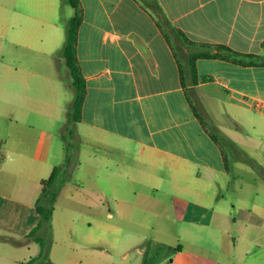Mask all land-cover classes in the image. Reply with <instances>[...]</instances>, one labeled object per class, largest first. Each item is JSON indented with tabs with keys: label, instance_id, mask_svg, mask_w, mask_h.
I'll use <instances>...</instances> for the list:
<instances>
[{
	"label": "crops",
	"instance_id": "obj_1",
	"mask_svg": "<svg viewBox=\"0 0 264 264\" xmlns=\"http://www.w3.org/2000/svg\"><path fill=\"white\" fill-rule=\"evenodd\" d=\"M79 2L76 56L85 80L79 124L88 131L85 141L105 153L91 152L77 163L89 189L74 176V169L65 182L76 193L63 196L66 205L60 204L59 191L50 232L63 249L51 246V260L60 261L57 256L64 251L68 264H264V207L244 204L245 213L233 215L207 202L230 168L187 92L194 88L199 104L207 97L220 101L221 115L224 112L234 126L246 124L264 135V0ZM61 4L62 0H0V30L9 45L6 56L0 49V119H6L7 126L19 122L16 111L20 119L19 131L0 146L4 237L30 240L27 234L39 220L35 203L41 180L55 167L51 123L54 110L60 108L54 100L63 78L60 65L69 72L59 53ZM224 47L237 54L206 55L222 53ZM13 51L19 57L11 55ZM28 69L37 76L40 71L35 86L20 76ZM44 93L49 95L46 100ZM33 109L44 114L50 128L28 121ZM130 145L138 149L135 154L145 166H129L128 171L108 168L114 151L130 153ZM261 159L257 163L264 170ZM107 198L118 219H145L153 223V231L120 236L117 229L114 239H120V245L116 240L109 244L113 225L101 211ZM141 203L156 206L158 213L136 217ZM171 221L181 229H170ZM142 239L147 240L145 246L138 244ZM115 244L118 250L112 251Z\"/></svg>",
	"mask_w": 264,
	"mask_h": 264
},
{
	"label": "rangeland",
	"instance_id": "obj_2",
	"mask_svg": "<svg viewBox=\"0 0 264 264\" xmlns=\"http://www.w3.org/2000/svg\"><path fill=\"white\" fill-rule=\"evenodd\" d=\"M61 5L62 11L61 13H58V16L60 23V34L62 39L60 46L62 47L66 38V28L68 25V21L73 13L71 6H69L66 0H62ZM3 34L4 31L0 30V49L1 51H4V55L6 56V50H9V45L6 37ZM10 54L19 57L18 52L15 53L13 51ZM32 68L33 70H36L35 67ZM67 71L68 70L65 68L64 64L60 65L59 72L63 76V78L61 79V82L59 84L60 86L57 99H54L59 103L60 108L56 107L57 110H54V116L56 117L55 120L51 123L52 125L45 120L44 114L39 115L34 109L31 110V112H29L28 114V121L30 123L43 124L45 125V128H50L49 126L51 125V128L55 132V139L52 147V161L55 166L61 167V171L58 176V186L60 195L62 196L59 200L61 205L67 204V201L63 198V196H68L76 193L75 190L71 188L70 184H66V182H63L64 178L66 180L75 169L74 176L77 179L83 180L84 188L87 190L88 180L83 172V167L80 165V168H78L77 163L81 161L82 164L83 161H86L88 155L91 152H95L99 155H103L105 153L103 148H97L85 141L86 132L88 131H86L84 127H82L78 122H75L72 118L73 115H71V111L75 96V90L72 86V77L70 71ZM39 73L40 71L37 70V76L36 74L31 73V69H28L22 71L20 73V76L24 77V79L30 82L32 86H35L36 83L39 82ZM45 85L46 80H43V86ZM42 96L46 100L48 99L49 95H46V93H44ZM199 105H201V107H199L198 110L203 115L204 119H206V121H211V123H214L218 127L220 132L233 140L237 147H239L247 156L257 159L254 160V166H256L254 168L257 170L256 171L253 169V166L251 164L243 162L244 165H241L238 160L237 162L234 157V152L227 147L225 149V152L230 168V173L228 176L219 179L218 184L215 183V185L213 186L215 196H210L213 199H208L207 202L211 203V207H213L215 210L219 212L226 211L227 213L233 215L244 214L245 212L242 209V207H244V204L249 203L250 205V203H253V207H264V188L262 186L261 180V174L264 173V170H262L261 166H259L260 164L257 163V161H263L261 158L264 159V135H260L258 132L254 131L251 126L246 124H242L240 128L234 126L232 120L228 116H226L224 112V115H221L223 106L220 101H214L211 100L210 97H207L206 99L202 100ZM231 113L233 112L231 111ZM15 116V119H18L19 122L13 120L11 121L9 126H7L6 119H0V146L3 145L2 140H5L10 133L19 131L20 119L17 111L15 112ZM206 117H208L210 120ZM129 150L130 153H122L121 155H119L118 152L114 151L113 155L110 156L114 161L108 164V168H111L114 171H128L127 169L132 166H145V164L139 161V158L135 154L138 149L133 145H130ZM1 159L2 155L0 154V161ZM116 159L118 164L117 162H115ZM129 172L135 173L134 171ZM85 182H87V184H85ZM167 188L171 194H173L174 196L177 195V190L170 186ZM147 191V189L141 188V192ZM91 199L92 201H94L93 198ZM81 200L83 199L81 198ZM103 202L104 205L101 207V211L104 215L108 216L111 225H113L111 228H109L108 231L109 244L112 242V240H116L114 239V231H116L117 229H121L120 236H122L123 234L126 235L127 233L148 234L147 232L153 231L151 229V226L153 224L152 222H147L145 219H138V221H136L137 223H135L118 219V216L115 215L114 208L112 206L113 202H111L109 198H107V200L104 199ZM107 202H109V204ZM111 207L113 211L110 210ZM137 207L138 209L136 211V217H138L139 215H143L144 213L145 217H147L150 215V213L153 214V211L157 212V210H159L156 206L150 203H141ZM112 214L113 217L111 218ZM168 223L170 229L171 226L174 225H177V229H181V225H178L177 223L175 224V222L171 221ZM236 227L238 228V225ZM194 230H201L202 232L207 231L206 229H197V227H194ZM1 235L0 264H68L65 262L66 260H68V257L67 253L64 251L57 256V258H59L58 260L60 261L53 262L51 260L48 254L49 248L51 246H55L59 248L60 251H62L63 248L61 243H56L55 238H53V235L50 232V229L43 230L42 228H40V230L34 236L28 237L30 238V240L8 236L4 237ZM38 236H40L45 250V253L41 256L39 255L41 246L39 242L35 240V237ZM123 239L122 241L124 242V244H126V240L124 241ZM197 240L200 239L197 238ZM207 240L208 239H206L205 241ZM120 241L121 240L119 239V241H117L116 243L120 245ZM146 241L147 240L142 239L141 241H138V244L142 242L141 245L145 246L147 243ZM114 249L118 250L116 244L113 247L112 251ZM111 255H113V253H111Z\"/></svg>",
	"mask_w": 264,
	"mask_h": 264
},
{
	"label": "trees",
	"instance_id": "obj_3",
	"mask_svg": "<svg viewBox=\"0 0 264 264\" xmlns=\"http://www.w3.org/2000/svg\"><path fill=\"white\" fill-rule=\"evenodd\" d=\"M74 9L73 16L69 19L68 25L66 28V38L65 42L59 51L60 55L64 59V63L67 66V68L70 71L71 77H72V86L75 90V96L72 103V118L75 122H80L81 120V108L82 103L85 95V80L82 75L80 66L77 61L76 56V41H77V31L78 26L81 21V6L79 0H66ZM222 53L219 54H206L207 56L211 57H233V55H236L234 51H232L229 47H224ZM250 56V55H247ZM252 56V55H251ZM251 62V61H250ZM187 66L189 70L192 72V74L195 72V65L193 61H190L187 63ZM184 81V77H183ZM189 99L191 101V104L193 108L195 109L199 119L203 123L206 130L209 132L211 137L219 143L221 146V149L225 155V160L228 161L226 158V152L225 149L228 147L234 152V157L236 160L251 164L254 166V159L247 156L243 151L237 147L235 142L228 138L226 135L220 132L218 127L211 123V121H206L204 119L203 115L199 112L198 108L201 107L199 103L197 102L196 97V91L194 88L187 89ZM208 118V117H206ZM209 119V118H208ZM210 120V119H209ZM61 171V167L55 166L50 173V175L41 180V192L36 200L35 203V211L39 216L38 223L33 229L27 234V237L34 236L40 228L43 230H49L50 229V221L54 209V204L57 200V196L59 194V186H58V176ZM65 178L63 182H65ZM35 240L39 242L41 246L40 256L45 253L43 242L40 239V236L35 237Z\"/></svg>",
	"mask_w": 264,
	"mask_h": 264
}]
</instances>
